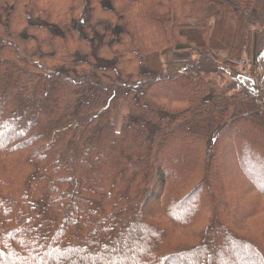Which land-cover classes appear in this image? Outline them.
Wrapping results in <instances>:
<instances>
[{"label": "trees", "instance_id": "16d2710c", "mask_svg": "<svg viewBox=\"0 0 264 264\" xmlns=\"http://www.w3.org/2000/svg\"><path fill=\"white\" fill-rule=\"evenodd\" d=\"M135 226L139 264L264 252V0H0V264H126Z\"/></svg>", "mask_w": 264, "mask_h": 264}, {"label": "rangeland", "instance_id": "374dc122", "mask_svg": "<svg viewBox=\"0 0 264 264\" xmlns=\"http://www.w3.org/2000/svg\"><path fill=\"white\" fill-rule=\"evenodd\" d=\"M188 58H189V53L187 51L180 52V53H170V54H168V56L166 58H163V60H166L169 63V64L165 63L164 68L167 69L168 66H170L171 68H177L180 64L174 63L176 60L181 61V60H187ZM248 61H249V59L247 60V58H242V60H240L239 64L242 66L243 65L246 66ZM119 112H121V111H119ZM119 112H116V114L114 116V121L117 125L120 124V118H121ZM2 133H4V132L2 131ZM1 136H3L4 138L7 137L6 134H1ZM20 138H23V137H20ZM249 149L250 148L246 147L247 151ZM226 151L228 152V149H226ZM229 154L231 155V153H229ZM240 157L241 156H238L239 159H240ZM222 167L225 168V165L223 164ZM230 170H232V169H230ZM236 184L237 183H235V185ZM240 191L242 192L243 197L245 199V197H246L245 190L240 189ZM148 205L149 204L144 205L143 209H146L148 207ZM240 206H241V204H240ZM139 220L135 218L134 220H132V223H138ZM139 226L131 227L130 229L126 228L125 229L126 231H124V235H128V239H129L128 242L130 243V246H128L129 249L128 248L127 249L130 251V253H132V256L130 255L129 257L126 258L127 259V261L125 262L126 264H139L142 261V260H139L138 258H135V256H136L138 249L142 246V241L145 238L146 239H148V238H147V235L145 234V232ZM226 230H227L226 224H223L222 221H219L218 223H216V225L211 229V231H210L211 238L210 239L212 242H211V246H210L211 247L210 251H215V253H220V252H223L225 247H227V245L229 243L228 239H224V244H222V243L216 244L217 238L218 239L223 238L224 234L228 235ZM238 238H239L238 236H234L233 238L231 237L230 239L233 241V239L238 240ZM241 239L243 241L247 240V239H243V238H241ZM149 240H151V239H149ZM149 240H147V241H149ZM123 249H125V248H123ZM130 249H132V250H130ZM74 252H76V254H75L76 258L82 257V258L89 260L90 262L98 261L99 264H102V263L105 264V262H102L103 261L102 258L104 257L103 252L94 254V253H89L85 249H79V250L76 249V251H74ZM207 252H209V251H206V253ZM250 255L252 257V261L254 264H264V252L260 248V245H257V244L256 245L255 244L249 245V256ZM191 257H192L190 260L191 264H200L201 260L204 259L205 256L193 254ZM123 258H125L124 255H123ZM134 258H135V261H134ZM190 263H185V264H190ZM175 264H177V263H175ZM178 264H183V263L179 262Z\"/></svg>", "mask_w": 264, "mask_h": 264}]
</instances>
